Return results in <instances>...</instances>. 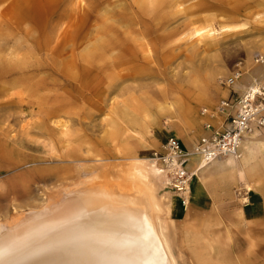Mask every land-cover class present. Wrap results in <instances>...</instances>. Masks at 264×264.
Wrapping results in <instances>:
<instances>
[{
	"label": "rangeland",
	"instance_id": "obj_1",
	"mask_svg": "<svg viewBox=\"0 0 264 264\" xmlns=\"http://www.w3.org/2000/svg\"><path fill=\"white\" fill-rule=\"evenodd\" d=\"M137 1L109 0L94 9L95 0H0V31L20 39L6 38L0 48L11 46L20 56L11 65H24L3 81L0 129L24 143L20 156L27 157L22 168L0 166L3 234L39 211L48 220L30 237L58 226L52 219L77 188L96 193L110 184L122 203L147 194L136 169L152 164L153 151L171 136L196 151L202 138L223 129L219 109L232 89L241 93L264 81V0ZM128 4L131 10L122 8ZM121 17L117 29L114 19ZM107 25L111 30L102 33ZM152 25L157 32L149 34L145 27ZM120 35L134 50L123 65L113 60L120 48L107 49ZM29 52L38 64L32 79L21 76ZM240 71L232 88L227 81ZM63 122L66 137L47 130H60ZM70 150L74 158L62 156ZM232 154L238 165L221 166L230 154L209 167L186 164V208L168 183L158 189L159 195L170 191L179 264H264V137ZM25 169L30 172L18 175ZM254 191L263 196L262 211L246 217L245 196ZM77 215L63 220L78 225ZM123 222L144 237L134 221Z\"/></svg>",
	"mask_w": 264,
	"mask_h": 264
},
{
	"label": "bare ground",
	"instance_id": "obj_2",
	"mask_svg": "<svg viewBox=\"0 0 264 264\" xmlns=\"http://www.w3.org/2000/svg\"><path fill=\"white\" fill-rule=\"evenodd\" d=\"M140 1L145 2L147 0ZM167 1L172 0H165L166 4ZM103 2L107 4L109 0H95L94 9L101 7L100 4ZM136 2L138 1L136 0ZM132 6V4H128L122 8L126 10L128 7L131 10ZM117 10L111 12L114 13ZM116 16L119 18L118 14ZM122 19L124 18L121 17V21L114 19L117 29L118 25L121 26ZM145 28L147 33L150 32L149 34L157 32L153 25L150 28ZM107 30H111V26L107 25L104 29L105 32L102 33L106 34ZM12 36L14 42L20 41V39L16 40V33L1 30L0 44L1 41L6 38L10 39ZM155 36V38L161 40V35ZM125 41L128 42L122 35L117 37L115 42L112 40L107 41V49L120 48L119 53L113 56V60L120 65L127 64L132 58L129 55L132 47L125 46ZM133 52L132 49L131 53ZM19 58V52L12 49L11 46H7L5 49L0 48V89L4 85L3 81L7 75H14L18 69L24 67L22 63H19L21 68L17 65H11L12 61ZM29 58L31 61L27 65V73L21 71L23 73L21 76L32 79L35 77V69L38 64L36 63V57L32 60L31 52H29ZM17 78L19 81L23 80L19 75H17ZM58 126L57 128H60V130L53 129V127L47 128L49 126H46V128L50 130V133L56 131L62 135L61 137H66V122L60 123ZM42 127L45 126L42 124ZM246 137H249V140H243L242 143L257 142L264 135L262 129H255ZM258 143L263 145V142ZM257 144H254L255 147H257ZM188 145L192 146L190 143ZM23 147L24 143L22 141L18 142V139H15V136L8 129H0V166L13 163L18 168H22V165H26L27 157L20 156ZM193 150L191 149V151ZM70 153H72L71 150L64 151L62 156L68 155V157L74 158L72 155L74 153ZM190 153L191 160L197 161L200 168L218 163L215 161L216 157H202L196 154V151ZM149 161L151 162V158H149ZM141 162H144V160ZM235 165H238V161L234 154H230L226 162L221 163V166ZM48 170L46 168V170L40 172L48 173ZM136 170L137 178L147 192L145 195L142 192L139 198L146 205L141 206L138 203L139 198H136V196L132 199H126L123 203L120 202L118 195H115V190L111 188L110 184H102L101 189L96 193L77 188L66 195L68 201L65 202L64 208L54 215L52 220L61 222L58 226L42 230L41 234L36 237H30L29 232L32 229L42 226L48 220L43 218L45 213L39 211L34 212L36 215L34 218L32 217L33 219L22 220L19 226L13 228L9 233L3 234L0 232V264H179L173 250L171 237V233L175 229V223L169 218L171 214L170 191L167 190L162 195L158 193L161 184L166 185L168 183L169 173L153 162L150 165L145 163L144 167H137ZM25 172L27 174L30 171L25 169L18 175H26L23 174ZM59 174L63 175V172L59 171ZM14 184L17 185L15 182ZM68 191H70V188L66 189V192ZM144 210L145 212H143ZM73 213L78 214L79 218L76 223H79L71 226L64 222L63 216ZM242 214L244 215L243 211ZM123 221L129 223L134 221L133 224L142 229L139 230L141 231L139 234L142 233L144 237L134 233V230L138 229ZM4 247L8 248L3 249Z\"/></svg>",
	"mask_w": 264,
	"mask_h": 264
},
{
	"label": "built area",
	"instance_id": "obj_3",
	"mask_svg": "<svg viewBox=\"0 0 264 264\" xmlns=\"http://www.w3.org/2000/svg\"><path fill=\"white\" fill-rule=\"evenodd\" d=\"M235 77L228 79L230 86L236 84ZM229 98L222 101L220 113L224 116L223 129L213 130L202 138L196 153L202 157L232 154L239 150L242 141L255 129H264V81L252 83L241 93L232 89ZM210 127V125H207ZM190 150L176 137L171 136L161 150L151 154V162L168 171V187L177 194L182 208L190 201L189 176L186 164L191 160Z\"/></svg>",
	"mask_w": 264,
	"mask_h": 264
},
{
	"label": "crops",
	"instance_id": "obj_4",
	"mask_svg": "<svg viewBox=\"0 0 264 264\" xmlns=\"http://www.w3.org/2000/svg\"><path fill=\"white\" fill-rule=\"evenodd\" d=\"M248 87V86H246ZM232 91L230 92V94ZM208 136V135H207ZM263 205V196L259 192H251L245 196V202L242 207V211L244 212V216H254L257 217V215L261 213L262 209H260Z\"/></svg>",
	"mask_w": 264,
	"mask_h": 264
}]
</instances>
